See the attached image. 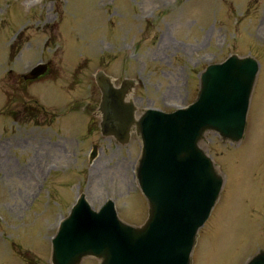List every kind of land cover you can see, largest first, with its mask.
<instances>
[{
  "label": "rangeland",
  "instance_id": "1",
  "mask_svg": "<svg viewBox=\"0 0 264 264\" xmlns=\"http://www.w3.org/2000/svg\"><path fill=\"white\" fill-rule=\"evenodd\" d=\"M259 29L264 0H0V264H52V237L81 192L94 209L113 198L123 219H146L135 173L142 142L135 131L126 144L102 134L98 70L117 84L137 79L139 115L192 102L202 70L233 52L258 58V80L243 140L209 131L202 142L225 184L199 230L194 264H246L264 248ZM41 60L48 72L24 81Z\"/></svg>",
  "mask_w": 264,
  "mask_h": 264
},
{
  "label": "water",
  "instance_id": "2",
  "mask_svg": "<svg viewBox=\"0 0 264 264\" xmlns=\"http://www.w3.org/2000/svg\"><path fill=\"white\" fill-rule=\"evenodd\" d=\"M47 68L40 62L24 77H38ZM258 69L253 56L231 54L202 72L193 103L170 112L146 108L138 118L128 97L135 80L115 86L110 75L99 71L102 132L126 143L136 126L142 140L137 177L149 214L143 224H131L118 216L113 200L97 211L81 194L53 238L52 264H80L88 255L100 264H193L198 230L224 183L200 143L210 130L235 142L245 136ZM246 264H264V249Z\"/></svg>",
  "mask_w": 264,
  "mask_h": 264
},
{
  "label": "bare ground",
  "instance_id": "3",
  "mask_svg": "<svg viewBox=\"0 0 264 264\" xmlns=\"http://www.w3.org/2000/svg\"><path fill=\"white\" fill-rule=\"evenodd\" d=\"M259 33H260V36H261V37L264 36V30L259 29Z\"/></svg>",
  "mask_w": 264,
  "mask_h": 264
}]
</instances>
